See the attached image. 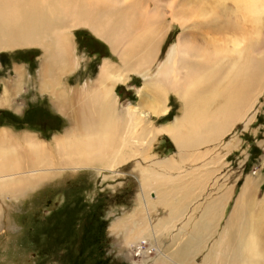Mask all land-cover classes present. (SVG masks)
I'll return each mask as SVG.
<instances>
[{"label":"bare ground","instance_id":"bare-ground-1","mask_svg":"<svg viewBox=\"0 0 264 264\" xmlns=\"http://www.w3.org/2000/svg\"><path fill=\"white\" fill-rule=\"evenodd\" d=\"M167 7L181 32L148 76L164 36L159 35L157 9L149 10L139 0H0V49L42 46L38 74L43 89H54L58 74L78 64L67 33L71 29H90L119 59L105 58L92 86L80 87L78 108L69 104L73 124L54 136V149L32 134L16 140L2 131L0 195L26 184L33 187L46 168L76 171L103 163L98 168L103 180L121 176L134 183L129 212L112 219L108 228L130 264H195L200 252L199 264H264V195L256 199L261 176L245 178L222 234L214 237L241 176L238 170L221 174L212 169L232 142L209 159L208 167L186 168L198 159L189 149L220 140L238 121L246 127L253 117L252 106L264 88V0H169ZM131 73L143 78L138 105L118 112L114 86ZM168 91L179 96L180 115L155 126L152 118L169 111ZM160 134L168 135L176 152L142 164L144 152ZM126 162L127 172L120 171ZM215 174L208 187L214 190L205 195L202 184Z\"/></svg>","mask_w":264,"mask_h":264},{"label":"rangeland","instance_id":"rangeland-1","mask_svg":"<svg viewBox=\"0 0 264 264\" xmlns=\"http://www.w3.org/2000/svg\"><path fill=\"white\" fill-rule=\"evenodd\" d=\"M139 2L144 7L147 6L149 10L157 9L155 10L156 16L161 19V25H158L161 29L159 35L164 34L162 42L158 46L154 66L148 73V76H152L169 48L176 43L181 27L173 22L166 13L169 0H139ZM263 21L264 19L261 23ZM260 29L262 33L260 51L264 52V23L261 24ZM67 33L73 43L74 56L78 60V64L74 69L59 73L55 88L47 89L54 94L59 105L61 99L70 98L73 102L74 98L77 97V100L81 97V88L85 84L92 86L99 65L105 58L119 63L118 56L112 50L111 45L106 40L92 34L90 29L79 27L71 29ZM43 56L44 49L37 44L0 49V89H4L3 94L8 89L13 91L16 89H43L40 82L41 77L38 74ZM20 74L22 81L19 79ZM143 85V78L137 73H131L128 80L114 86L118 112L127 105H138V95ZM17 95H21L23 98V92L19 94L17 92ZM166 97H168L169 111L161 119H159L160 117L152 118V123L155 126L169 123L174 117L180 115L182 102L179 96L168 91ZM70 107L68 111L72 114V106ZM73 108H78L75 100ZM252 110L253 117L246 127L241 121H238L220 140L200 144L188 151L190 155L198 158L199 163L194 161L195 164L190 163L186 168L203 167L201 169H204L206 166L208 167L207 163L210 162L211 157L217 156V153L223 150L222 147L227 142H232L230 150L225 151L223 163L214 165L212 169H219L218 172L221 174L241 171V176L236 180L226 204L224 217L213 229L214 237L222 234L221 230L225 227L240 187L248 175L257 173L261 176L256 192L257 201L261 200L264 195V88L258 94ZM4 119L5 117L0 114V120ZM20 122L22 123V121ZM37 122L40 123L39 127L41 128L40 132L37 131L39 139L48 141V146L53 147L54 137L49 139L48 133L51 128L46 126V123L51 124L52 122L45 119L43 121L39 119ZM58 129L60 130V128ZM67 129L61 130L62 132L59 134ZM23 133L29 132L24 131L21 135ZM59 134L57 133V135ZM147 148L144 152L145 158L141 160L142 164L145 161L149 163L154 158L162 159L171 156L176 152V146L166 134L158 135ZM197 152L200 154H196ZM201 156L202 158H199ZM129 164L130 162H126L120 166V171L127 172ZM100 167H103V163H95V165L76 169V171L75 169H58L57 166L51 167L52 170L46 168L43 171L45 179L38 181L33 186L34 188L28 187L26 184L17 190L1 194L0 264H130L118 251H126V249L115 244L114 237L109 234L108 228L112 219L122 215L125 211L129 212L133 204L134 183L130 177L128 180L121 176L103 180L98 171ZM9 175L14 176L15 173ZM215 176L216 174L212 179L202 184V187H207L205 195L214 190L208 187L216 180ZM204 194L193 203L203 200ZM226 235L227 238L228 233ZM142 242L140 245L146 246L145 241ZM210 242H212L211 239L206 243L207 247L212 244ZM131 253L133 259L138 256L137 251ZM150 253L153 257L156 255V251L153 252L152 247ZM202 254L200 252L196 255L195 264L200 263ZM135 259L140 261V257ZM169 259L170 257H168V261H171Z\"/></svg>","mask_w":264,"mask_h":264},{"label":"crops","instance_id":"crops-1","mask_svg":"<svg viewBox=\"0 0 264 264\" xmlns=\"http://www.w3.org/2000/svg\"><path fill=\"white\" fill-rule=\"evenodd\" d=\"M19 90V91H18ZM4 89H0V114L5 117L4 120H0V135L2 131L5 129L11 136V138L20 139L24 133L27 131L32 134L34 137H37L38 140V132H40V127L37 120L46 121L50 120L51 124H47L48 128H51L50 134L48 133L49 139L51 140L57 133L62 132L64 129L72 126V114L69 113V105L70 98L61 99L60 105L58 104V100H56L54 94L47 89H16L7 91L8 101L3 102V98H1ZM9 92V93H8ZM23 92V98L20 96H16V93ZM81 93V92H80ZM77 103V101H76ZM67 106H66V105ZM63 106H65L63 108ZM22 121V123L20 122ZM39 128V129H38ZM60 128V130L58 129ZM58 130V131H57ZM62 130V131H61ZM38 131V132H37ZM57 131V132H56ZM54 134H52V133ZM54 135V136H53ZM2 139V136H0ZM44 140V139H43ZM48 140V139H46ZM53 145V149H54ZM148 162V161H147ZM224 216L222 215V218ZM221 219H219L220 223Z\"/></svg>","mask_w":264,"mask_h":264}]
</instances>
